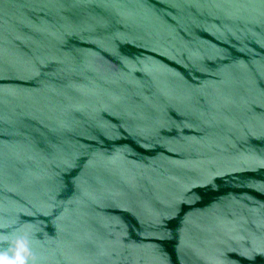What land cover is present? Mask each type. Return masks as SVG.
Returning a JSON list of instances; mask_svg holds the SVG:
<instances>
[{
    "label": "water",
    "instance_id": "water-1",
    "mask_svg": "<svg viewBox=\"0 0 264 264\" xmlns=\"http://www.w3.org/2000/svg\"><path fill=\"white\" fill-rule=\"evenodd\" d=\"M264 264V0H0V252Z\"/></svg>",
    "mask_w": 264,
    "mask_h": 264
},
{
    "label": "clouds",
    "instance_id": "clouds-1",
    "mask_svg": "<svg viewBox=\"0 0 264 264\" xmlns=\"http://www.w3.org/2000/svg\"><path fill=\"white\" fill-rule=\"evenodd\" d=\"M0 264H35L27 237H20L16 240L11 255L7 251L0 252Z\"/></svg>",
    "mask_w": 264,
    "mask_h": 264
}]
</instances>
